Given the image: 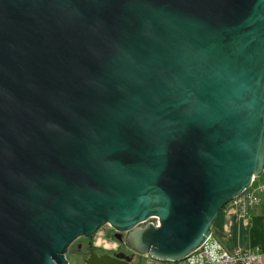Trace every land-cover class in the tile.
Instances as JSON below:
<instances>
[{
  "label": "water",
  "instance_id": "95a60500",
  "mask_svg": "<svg viewBox=\"0 0 264 264\" xmlns=\"http://www.w3.org/2000/svg\"><path fill=\"white\" fill-rule=\"evenodd\" d=\"M263 174L264 0H0V264L182 261Z\"/></svg>",
  "mask_w": 264,
  "mask_h": 264
},
{
  "label": "built area",
  "instance_id": "2783aa9c",
  "mask_svg": "<svg viewBox=\"0 0 264 264\" xmlns=\"http://www.w3.org/2000/svg\"><path fill=\"white\" fill-rule=\"evenodd\" d=\"M264 175V174H263ZM262 175V176H263ZM255 177L251 188L235 198L233 204L243 216H250L262 202L264 177ZM257 182V183H256ZM154 264H262L263 254L258 249H225L213 237L195 253L182 261L151 259Z\"/></svg>",
  "mask_w": 264,
  "mask_h": 264
},
{
  "label": "crops",
  "instance_id": "0c3cea01",
  "mask_svg": "<svg viewBox=\"0 0 264 264\" xmlns=\"http://www.w3.org/2000/svg\"><path fill=\"white\" fill-rule=\"evenodd\" d=\"M261 196V204L250 216L241 215L233 204H229L214 224L213 237L229 251L236 248L260 250L264 264V192Z\"/></svg>",
  "mask_w": 264,
  "mask_h": 264
},
{
  "label": "rangeland",
  "instance_id": "374dc122",
  "mask_svg": "<svg viewBox=\"0 0 264 264\" xmlns=\"http://www.w3.org/2000/svg\"><path fill=\"white\" fill-rule=\"evenodd\" d=\"M263 177H264V175L262 176V178ZM107 229L113 230L114 228L110 225H107V226L103 227L97 235L96 242L97 243L102 242V243L107 245L106 248L99 249L100 250L99 252H106V253H110L112 255L116 254L115 251H118V253H124V254H128V255L134 254V251L132 250V248L130 247V245L128 243L123 244V239L118 238V239H115L114 240L115 242H114L113 238H110L111 234L106 237V234L108 235ZM110 247H112V248H110ZM74 249H75V246L71 247L70 251L67 254L68 258L70 259L71 264H82V262H83L82 261V254L80 252H75ZM134 262L137 264H152V263H150L151 260L149 258H147V256L141 255V254H136V256L134 258Z\"/></svg>",
  "mask_w": 264,
  "mask_h": 264
},
{
  "label": "flooded vegetation",
  "instance_id": "af4514ba",
  "mask_svg": "<svg viewBox=\"0 0 264 264\" xmlns=\"http://www.w3.org/2000/svg\"><path fill=\"white\" fill-rule=\"evenodd\" d=\"M107 232H108V235L106 234V237L111 234L110 238H113V241L115 239H118V236H120V237H123V244L127 243L126 239H125L126 238L125 234H120L115 229H113V230L107 229ZM97 235L95 237H92V238L82 237V238L78 239L72 245V247L75 246V249H74L75 252H80L82 254V261H83L82 264H85L86 259L90 256L91 249H93L99 255L110 254V253H106V252H99L100 251L99 249H104L107 247V245L102 243V242L97 243L96 242ZM110 248H112V247H110ZM115 252H116V254L118 253V251H115Z\"/></svg>",
  "mask_w": 264,
  "mask_h": 264
}]
</instances>
